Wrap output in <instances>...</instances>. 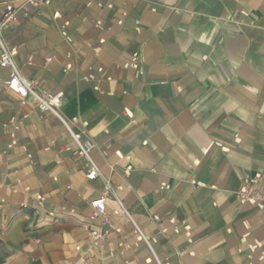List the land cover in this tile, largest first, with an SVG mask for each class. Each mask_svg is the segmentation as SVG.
I'll return each instance as SVG.
<instances>
[{
	"label": "crops",
	"instance_id": "1",
	"mask_svg": "<svg viewBox=\"0 0 264 264\" xmlns=\"http://www.w3.org/2000/svg\"><path fill=\"white\" fill-rule=\"evenodd\" d=\"M22 1L0 0V19ZM48 1L5 35L21 76L62 105L40 111L0 68V264L76 260L103 180L131 221L110 195L121 234L94 264H264V214L235 198L264 174V0ZM72 135L103 179H85Z\"/></svg>",
	"mask_w": 264,
	"mask_h": 264
},
{
	"label": "built area",
	"instance_id": "2",
	"mask_svg": "<svg viewBox=\"0 0 264 264\" xmlns=\"http://www.w3.org/2000/svg\"><path fill=\"white\" fill-rule=\"evenodd\" d=\"M48 4V0H24L20 4L10 3L5 6V10L0 19V68H6L9 70L8 79L4 82L8 91L17 95L21 99H27L30 97L33 99L40 111L50 112L59 118L58 111L62 105V95H48L44 92L38 91L32 83L26 81L21 76L20 71L14 63L16 50L10 49L5 41L6 33L17 22L18 15L21 11H24L27 6L41 8L47 6ZM62 37L68 41V37L65 33H62ZM133 67L137 68L136 65ZM14 129L16 130L17 126H14ZM67 129L69 130L68 127ZM72 137L77 144V149L74 154L82 157L86 161L85 179L87 181L103 179L99 168L90 158V153L94 150L95 145L91 141L80 143L77 136L72 135ZM11 138H14V134H11ZM12 144L14 145L15 142L13 141ZM25 192L29 193V188H26ZM110 195H112V198L121 213H123V215L131 221L130 214L123 207L121 200L112 193L109 182L103 180V192L89 202L91 212L89 213L88 218L90 221H97L98 226L88 232V245L86 250L76 260L69 261L65 264H94V259H89L88 257L90 253L93 252L96 254L95 258L102 263L105 245L109 236L112 233L117 235L121 234V230L109 220L107 215L106 203ZM235 198L239 204L250 205L264 214V174L256 173L252 177H245L235 192ZM31 199L35 202V214H38L40 211L45 209L46 199L40 193H34ZM26 208L27 206L25 204L21 205L22 210ZM118 213L119 212H115L114 214L117 215ZM68 214L72 215L74 214V211L70 210L68 211ZM48 215L50 217L54 216L52 212H48ZM154 220L158 221L156 217H154ZM133 227L137 235V241H144V238L138 228L134 224ZM122 239L123 241L118 245L119 248L122 250H129L133 248L128 243H125V238ZM134 246L137 247V244ZM77 250H79V248H77ZM121 254H123L122 251ZM124 264L130 263L125 261Z\"/></svg>",
	"mask_w": 264,
	"mask_h": 264
}]
</instances>
